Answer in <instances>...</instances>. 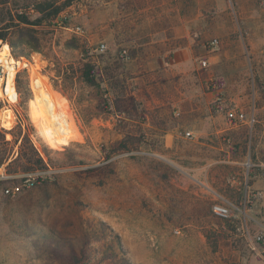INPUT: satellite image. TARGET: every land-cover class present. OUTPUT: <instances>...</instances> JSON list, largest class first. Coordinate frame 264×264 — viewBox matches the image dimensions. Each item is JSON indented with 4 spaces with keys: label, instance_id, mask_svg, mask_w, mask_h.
<instances>
[{
    "label": "rangeland",
    "instance_id": "374dc122",
    "mask_svg": "<svg viewBox=\"0 0 264 264\" xmlns=\"http://www.w3.org/2000/svg\"><path fill=\"white\" fill-rule=\"evenodd\" d=\"M39 1H0V31L8 27L10 40L17 41L15 16L36 20ZM258 11H264V0H76L51 21L18 25L27 30L17 52L29 53V59L12 57L18 62L14 77L26 69L29 83L33 76L41 81L39 91L51 95L73 139L65 147L46 140L31 99L15 90L12 101L3 93L0 64V134L11 142L9 132L20 121V138L26 133L43 157V147H53L44 157L47 170L9 174L6 165L0 167V264H81L85 242L90 264H263L245 235L264 232L263 198L253 197L256 182L263 184L251 161L253 133L250 145L248 134L239 146H229L224 135L180 145V151L163 143L166 132L192 121L175 113L188 111L191 97L209 110L216 96L230 104L223 92L209 102L204 98L224 90L227 51L240 50L249 59L248 100L234 106L250 116L258 104L253 95L263 85L249 54L261 31ZM181 18L187 35L176 46L191 45L190 60L163 71L156 63L166 50L160 44L179 30ZM0 42V49L9 47ZM152 42L158 44L154 49L147 46ZM200 60L207 62L204 68ZM86 62L98 73V89L79 78ZM216 143L229 146L231 160L241 163L231 176L239 191L227 187L231 177L223 180L224 164L208 163ZM5 148L17 155V145ZM189 166L194 170L182 168ZM29 175L36 180L33 188L23 184ZM213 203L237 210L221 219L212 214ZM102 256L107 259L98 261Z\"/></svg>",
    "mask_w": 264,
    "mask_h": 264
},
{
    "label": "crops",
    "instance_id": "0c3cea01",
    "mask_svg": "<svg viewBox=\"0 0 264 264\" xmlns=\"http://www.w3.org/2000/svg\"><path fill=\"white\" fill-rule=\"evenodd\" d=\"M255 14L257 19L256 23L258 25L257 28L261 31L260 34H258L256 43L249 46V54H251L250 60L253 61V65L256 68L257 75L259 76V79L263 83V85L260 86V88L258 87L259 89H257V92L253 95L258 100V104L253 105L250 112L253 117V124L251 125L253 128L247 127L249 125H239L236 127H231L228 125L224 113V116H222L221 112L215 109L209 110L205 105L203 106V108L197 107L194 97H191L189 99V102H191L189 110L185 111L183 110V108H178L175 113L182 116L185 114L190 115L192 121L188 122L185 128H180V126H177L176 131L178 129H183L185 130L184 133H182V131L166 132L163 136V143L166 149H170L175 146V149L180 151V145L183 146V144L186 143H192V145L200 143L199 141L202 138H205L209 135L218 140L217 138H220V135H224L223 140L226 139L227 143H229V146L230 144L239 146L242 145L243 141L246 139L245 135L248 134L250 145V137L253 133L254 143L252 145L253 148L251 161H253L255 168L260 171V177L263 181V184L257 181L256 185H254V188L259 194L258 197L262 196V206L264 207V97H262V95L264 94V11H258ZM180 25L181 27L179 28V30L176 28L173 33H171L172 35H170V37L167 36L163 41L164 43L160 44V46L165 47L166 50L161 57L156 59V63L160 66V68L162 67L161 69L163 71L170 70L172 65L185 63L190 60L191 45H187L186 47L182 45L176 46V42L187 35V31L183 30V18L180 19ZM156 45H158L156 42H152L147 46L148 48L150 47L151 49H154ZM216 58L217 56L212 58L213 64L217 63ZM222 58V62L227 66V71H225L222 75L225 83L224 90H219L218 92L212 91L205 94L204 98L205 100H207V102H209L213 98L214 94H222L223 92L224 96L226 98H229L228 102L230 103V105L234 106L235 104V106H243V104L246 103L245 101L248 100L247 86L245 85V82L247 81L249 59L247 60L246 57L243 56L242 52H240V50L238 51V53L227 51V53H224ZM151 74H153V72H151ZM240 111L244 113L246 112L245 109L244 111ZM197 123H202L206 128H201ZM185 133H189L191 137L185 138ZM229 146L225 147L224 149L223 147H221L220 143H216L212 145L210 149L212 158L210 162H208L209 165L224 164V169L227 168V174L224 173L223 180L233 176L232 172L239 171V167L236 166L241 165V163L231 160L230 154L228 152L230 148ZM221 152H224L222 159L220 156ZM247 158L249 157L247 156ZM182 168L194 170L193 166ZM229 179L230 180L227 181V187H230L231 189L235 186L236 190L239 191L240 187L238 188L237 185L240 183L235 179V177H231ZM236 181L237 183H235ZM260 227L264 230L263 226ZM259 232H262V230ZM255 253L258 257H260L258 252L255 251ZM260 260L264 264V260L261 257Z\"/></svg>",
    "mask_w": 264,
    "mask_h": 264
},
{
    "label": "trees",
    "instance_id": "16d2710c",
    "mask_svg": "<svg viewBox=\"0 0 264 264\" xmlns=\"http://www.w3.org/2000/svg\"><path fill=\"white\" fill-rule=\"evenodd\" d=\"M74 1L76 0H41L36 3L33 7V10L40 15L36 20L29 21L26 15H16L15 16V23L12 25V31L18 33L19 36L17 41H12L10 38L12 37V33L10 31H5L8 27H5L4 30L0 31V39L3 43H8L10 47V54L14 59H19L20 57H24L29 59V53H23L24 51L20 50L17 52V45L20 43V35L24 33L27 29L17 28L18 25H41L43 22L51 21L55 19L61 12H63L67 7H69ZM2 22V19L0 20ZM9 40V41H8ZM60 73V70H59ZM59 75V74H58ZM68 75H66V71L63 73V79L67 80ZM98 73L94 72V66L91 63L86 62L83 64L82 69L79 71V78L81 81L87 85L88 87L98 89L99 83L98 81ZM14 87L17 93L21 96H25L28 99H31L32 103V96L29 87V76L26 69H22L15 74L14 77ZM114 109H118L116 105L113 103ZM22 123L16 125L14 130L10 131L9 134L12 137V141L5 140V134H0V167L6 165V172L11 173H31V172H39L43 170H47V163L44 160V157H47L48 151L52 150L53 147L49 144L43 147L42 153L44 157L41 155V152L34 148L33 144L31 143L28 135L24 133L20 138V134L22 132ZM17 130V132H15ZM6 133V132H4ZM17 145V155L14 156L13 151L10 149H6L5 147L8 145ZM3 183V182H0ZM35 245H39V241L35 240ZM45 246H39V249H43ZM87 243L83 245L81 251H79V262L81 264H90L92 261H87ZM127 253H123L126 255ZM106 256L100 257L98 261L106 260ZM124 260V259H123ZM129 264H131L128 261Z\"/></svg>",
    "mask_w": 264,
    "mask_h": 264
},
{
    "label": "bare ground",
    "instance_id": "6f19581e",
    "mask_svg": "<svg viewBox=\"0 0 264 264\" xmlns=\"http://www.w3.org/2000/svg\"><path fill=\"white\" fill-rule=\"evenodd\" d=\"M0 64L5 72V90L3 93L10 100L15 101L17 94L14 88L13 78L14 67L18 65V62L13 60L7 44H4L0 49ZM33 77L29 83L32 102L35 107L36 116L43 126V133L46 140L55 146H68L73 139V135L65 115L59 110L49 93L43 94L41 92L42 90L39 91L41 81Z\"/></svg>",
    "mask_w": 264,
    "mask_h": 264
},
{
    "label": "built area",
    "instance_id": "2783aa9c",
    "mask_svg": "<svg viewBox=\"0 0 264 264\" xmlns=\"http://www.w3.org/2000/svg\"><path fill=\"white\" fill-rule=\"evenodd\" d=\"M76 32H81L80 28H77ZM215 45H216L215 40L210 42V46H215ZM104 48L105 46L101 44L100 49L103 50ZM120 56L123 58L126 57L127 52L123 50ZM206 65L207 62L205 60L199 61V66L201 68H204ZM211 86L214 88L215 87L214 83H212ZM213 107L216 110L222 111L225 114L227 123L231 127L253 124V117L251 114L250 116H248L246 113L240 111L235 106H232L230 104L226 105V101L222 96H216L213 102ZM185 136L188 138L191 137L189 133H185ZM247 166L254 167L253 164L252 165L247 164ZM23 184L26 188H33L36 184V180L34 177H32V175H29L23 180ZM6 193H9V190H6ZM258 195H259L258 193L253 194V197H257ZM233 210H237V209L234 206L230 205L229 203H213L211 205L212 214L221 219H228L231 216H233ZM245 235L250 249L254 252L255 251L258 252L260 257L264 260V232H257L254 233L252 236L246 232Z\"/></svg>",
    "mask_w": 264,
    "mask_h": 264
},
{
    "label": "water",
    "instance_id": "95a60500",
    "mask_svg": "<svg viewBox=\"0 0 264 264\" xmlns=\"http://www.w3.org/2000/svg\"><path fill=\"white\" fill-rule=\"evenodd\" d=\"M1 40V39H0ZM1 43V42H0Z\"/></svg>",
    "mask_w": 264,
    "mask_h": 264
}]
</instances>
